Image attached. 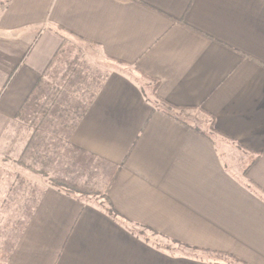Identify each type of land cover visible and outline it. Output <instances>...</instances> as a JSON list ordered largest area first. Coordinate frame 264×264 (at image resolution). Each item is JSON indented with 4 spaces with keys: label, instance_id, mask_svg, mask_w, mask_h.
I'll return each mask as SVG.
<instances>
[{
    "label": "crops",
    "instance_id": "obj_1",
    "mask_svg": "<svg viewBox=\"0 0 264 264\" xmlns=\"http://www.w3.org/2000/svg\"><path fill=\"white\" fill-rule=\"evenodd\" d=\"M72 38L135 71L90 87L69 139L110 167L108 200L44 187L0 264H264V0H10L0 150L17 127L48 124L25 114L39 83L66 89L68 74H49Z\"/></svg>",
    "mask_w": 264,
    "mask_h": 264
},
{
    "label": "rangeland",
    "instance_id": "obj_2",
    "mask_svg": "<svg viewBox=\"0 0 264 264\" xmlns=\"http://www.w3.org/2000/svg\"><path fill=\"white\" fill-rule=\"evenodd\" d=\"M9 1L0 0V10ZM72 39L62 56L55 61V67L49 74L57 75L59 72L63 75L68 74L73 81L71 87L68 85L63 89L59 98L61 101H58L56 112L60 111V113L49 115L48 112V117L45 119H49L47 122L50 123L49 125H40L38 121L34 128L26 125L17 127L15 132L7 137L3 149L0 150V249L11 240L13 243L16 236L23 231L44 191L43 188L52 186L51 177L64 179L71 184L98 192H106L109 186L112 175L110 167L90 155L75 151L71 145L69 140L73 130L71 125L78 114L74 115L75 110L67 105L74 106L77 103H80L79 106L85 105L90 96L87 91L101 82L103 75L108 74L112 69H119L133 76L135 71L124 64L105 60L96 47ZM81 77H84V82L81 81ZM137 80H140L151 96L153 85L146 84L148 80L143 76H139ZM55 93H58V90L49 89L48 98H45L46 94L43 96L42 93L38 94L39 98L33 107L35 109L27 110L25 115L34 120L43 119L42 111L55 107V101L51 103L50 100ZM61 111H64L62 112L64 117L60 118ZM77 112L80 113V109H77ZM185 114H187L186 120L204 128L215 138L228 164H233L235 167L243 164V158L232 150L230 141L216 134L209 124L210 121L204 123L196 119L199 116L195 112H179V115ZM77 196L95 202L104 199L103 196L96 195L78 194ZM216 257L229 261L227 255Z\"/></svg>",
    "mask_w": 264,
    "mask_h": 264
},
{
    "label": "trees",
    "instance_id": "obj_3",
    "mask_svg": "<svg viewBox=\"0 0 264 264\" xmlns=\"http://www.w3.org/2000/svg\"><path fill=\"white\" fill-rule=\"evenodd\" d=\"M68 79V78H67ZM82 80H84L83 78H81ZM64 82L66 83V85H72V80L69 79V80H64ZM57 90V89H56ZM41 84L39 83V85L37 86V90L36 92L33 94V96H31V99L29 100V102H36L37 98H39L38 94H41ZM63 91L60 90L58 91V93H55L53 94L51 97H50V100H51V103L52 101H55V107L51 108V110L49 109H45L42 111V116L43 118H47L48 117V112H49V115L50 114H59V112H56L57 107H58V101L60 102L61 100H59V98L61 97ZM44 93H42L41 95L43 96ZM49 95L46 96V98H48ZM80 105V103H77L76 105L74 106H71L70 104L67 105V107L71 108V109H74V115H77L74 117V121L73 124L71 126H73V129L75 128V122H77L80 118V116L84 113L83 111V106H80V108L78 107ZM77 109H80V113L77 112ZM51 112V113H50ZM62 112L64 111H61V114H60V118L61 117H64V114H62ZM67 113V112H66ZM71 113V112H70ZM68 119H70V115H68ZM63 126H67V124H63ZM50 182H51V185L53 187H55L57 190H59L60 192H63V193H66L67 195L69 196H74V197H77V198H81V197H78L77 195H81V194H85V195H96V196H103L104 199L108 200V197H107V189H106V192H101V191H95V190H89V189H86L85 187H82L81 185H75V184H71L69 183L68 181L64 180V179H60V178H55V177H51L50 178ZM111 212L112 213H115V210L111 207ZM110 212V213H111ZM111 213V214H112Z\"/></svg>",
    "mask_w": 264,
    "mask_h": 264
}]
</instances>
